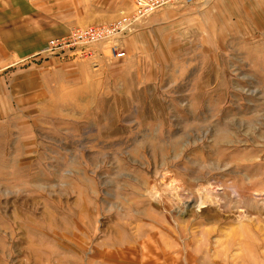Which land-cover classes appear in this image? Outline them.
Returning <instances> with one entry per match:
<instances>
[{"label":"rangeland","instance_id":"1","mask_svg":"<svg viewBox=\"0 0 264 264\" xmlns=\"http://www.w3.org/2000/svg\"><path fill=\"white\" fill-rule=\"evenodd\" d=\"M199 6L173 49L103 47L96 80L8 100L0 264H264V0Z\"/></svg>","mask_w":264,"mask_h":264},{"label":"crops","instance_id":"2","mask_svg":"<svg viewBox=\"0 0 264 264\" xmlns=\"http://www.w3.org/2000/svg\"><path fill=\"white\" fill-rule=\"evenodd\" d=\"M202 1L196 0L186 7L161 8L135 23L132 33L122 40L123 62L140 57L148 47L146 37L149 35L156 45L153 50L162 51L171 49L165 45L167 42L176 44L181 36L194 32L197 24L204 25L212 15L200 8ZM132 8L133 0H0V65L21 63L0 76V114L10 110V98L15 104L50 96L62 98V93L77 89L82 81L90 77L97 79V70L103 67L105 60L103 46H98L91 60L48 56L38 64L26 66L23 62L41 53L49 39L66 35L73 27L107 24L117 18L119 10L130 12ZM93 63L97 64L94 68Z\"/></svg>","mask_w":264,"mask_h":264},{"label":"built area","instance_id":"3","mask_svg":"<svg viewBox=\"0 0 264 264\" xmlns=\"http://www.w3.org/2000/svg\"><path fill=\"white\" fill-rule=\"evenodd\" d=\"M193 0H133V8L107 24L73 27L66 35L48 40L41 51L48 55L93 59L96 47H106L112 57L121 58L125 51L118 38L129 31L135 23L165 6L189 4Z\"/></svg>","mask_w":264,"mask_h":264},{"label":"bare ground","instance_id":"4","mask_svg":"<svg viewBox=\"0 0 264 264\" xmlns=\"http://www.w3.org/2000/svg\"><path fill=\"white\" fill-rule=\"evenodd\" d=\"M204 198H209L208 196H206V197H204ZM210 199V198H209ZM204 200V199H203ZM205 201V200H204ZM207 202V201H206ZM199 203H201V201L199 202ZM186 204V203H185ZM200 205V204H199ZM199 205H197V206H199ZM203 205V204H202ZM186 206H187V204H186Z\"/></svg>","mask_w":264,"mask_h":264}]
</instances>
